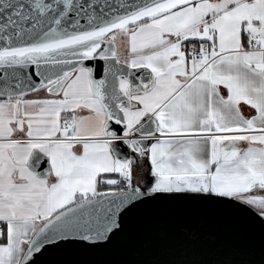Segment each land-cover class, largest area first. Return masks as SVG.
Listing matches in <instances>:
<instances>
[{
	"label": "snow or ice",
	"instance_id": "1",
	"mask_svg": "<svg viewBox=\"0 0 264 264\" xmlns=\"http://www.w3.org/2000/svg\"><path fill=\"white\" fill-rule=\"evenodd\" d=\"M0 264H264V0H0Z\"/></svg>",
	"mask_w": 264,
	"mask_h": 264
},
{
	"label": "water",
	"instance_id": "2",
	"mask_svg": "<svg viewBox=\"0 0 264 264\" xmlns=\"http://www.w3.org/2000/svg\"><path fill=\"white\" fill-rule=\"evenodd\" d=\"M174 246V245H173ZM173 258L165 254L164 247L158 243H154L150 249L143 255L138 257L135 249H129L120 256L114 257V259H167Z\"/></svg>",
	"mask_w": 264,
	"mask_h": 264
}]
</instances>
